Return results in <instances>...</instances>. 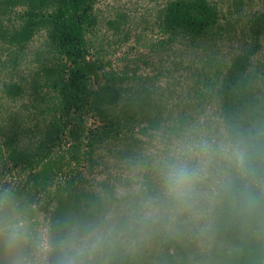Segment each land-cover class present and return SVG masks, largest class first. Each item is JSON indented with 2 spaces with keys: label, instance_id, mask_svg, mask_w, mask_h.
<instances>
[{
  "label": "rangeland",
  "instance_id": "rangeland-1",
  "mask_svg": "<svg viewBox=\"0 0 264 264\" xmlns=\"http://www.w3.org/2000/svg\"><path fill=\"white\" fill-rule=\"evenodd\" d=\"M37 1L0 0V204L54 235L74 225L110 232L87 264H169L166 250L174 239L182 248L178 262L223 264L229 246L214 229L218 195L241 175L234 151L246 156L247 149L227 128L217 93L264 0H207L218 20L195 38L165 24L173 0H95L85 49L96 66L95 90L108 91L104 113L89 109L85 115L83 140L94 143L79 171L57 149L34 163L35 171L13 163L65 122L57 82L68 64L43 16L56 2ZM177 158L206 162L192 208L177 209L161 193L162 168ZM30 172L45 182L39 187L42 209L23 188ZM59 187H67L62 204L69 211L56 225L51 218L65 209L53 201ZM77 200L80 208H73Z\"/></svg>",
  "mask_w": 264,
  "mask_h": 264
},
{
  "label": "trees",
  "instance_id": "trees-1",
  "mask_svg": "<svg viewBox=\"0 0 264 264\" xmlns=\"http://www.w3.org/2000/svg\"><path fill=\"white\" fill-rule=\"evenodd\" d=\"M94 1L55 0L54 10L43 15L50 39L68 64V70L57 82L65 122L54 127L56 130L47 135L35 152L26 153L23 160L13 161L21 169H34V163L45 160L55 149L65 153L69 165H76L74 170L79 171L88 156L91 159L94 138L90 142L83 140L84 118L89 109L104 113L100 106L106 103L101 101L108 91L107 86L95 90L96 66L88 59L85 49L84 30ZM36 3L42 4L43 0ZM163 18L167 27L195 38L217 23L218 14L207 0H173L166 5ZM247 29L249 37L243 36L231 57L217 93L219 110L227 128L234 141L244 142L247 149L241 175L228 182L231 184L218 195L222 204L221 207L218 204L214 229L220 230L222 242L229 246L220 257L223 264H264V11ZM26 31L19 34L24 35ZM88 146L90 150L86 151ZM43 183L38 173L30 172L23 184L30 193V202L39 209L44 207L38 198ZM66 188L59 187L61 192L53 199L61 202L58 208L65 207L56 210L51 218L56 225L69 211V204H62L66 200ZM92 199L98 201L96 196ZM75 205L79 206V200L73 203V208ZM50 207L47 204L45 211ZM174 240H171L173 247L166 250L168 262L182 264L178 262L182 248Z\"/></svg>",
  "mask_w": 264,
  "mask_h": 264
},
{
  "label": "clouds",
  "instance_id": "clouds-1",
  "mask_svg": "<svg viewBox=\"0 0 264 264\" xmlns=\"http://www.w3.org/2000/svg\"><path fill=\"white\" fill-rule=\"evenodd\" d=\"M207 151L208 146H201ZM236 164L243 169L245 155L236 149ZM206 176V162L177 158L161 171L162 196L177 209L192 208L199 184ZM251 199V197H249ZM151 216L152 213H149ZM111 233L99 226L74 225L62 235L34 227L23 213L0 204V261L2 264H87L107 242Z\"/></svg>",
  "mask_w": 264,
  "mask_h": 264
},
{
  "label": "flooded vegetation",
  "instance_id": "flooded-vegetation-1",
  "mask_svg": "<svg viewBox=\"0 0 264 264\" xmlns=\"http://www.w3.org/2000/svg\"><path fill=\"white\" fill-rule=\"evenodd\" d=\"M0 264H2V261H0Z\"/></svg>",
  "mask_w": 264,
  "mask_h": 264
}]
</instances>
